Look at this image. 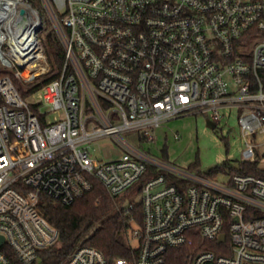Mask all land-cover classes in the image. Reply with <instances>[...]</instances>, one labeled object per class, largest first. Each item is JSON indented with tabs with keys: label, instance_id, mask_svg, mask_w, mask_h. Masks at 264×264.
Listing matches in <instances>:
<instances>
[{
	"label": "built area",
	"instance_id": "1",
	"mask_svg": "<svg viewBox=\"0 0 264 264\" xmlns=\"http://www.w3.org/2000/svg\"><path fill=\"white\" fill-rule=\"evenodd\" d=\"M40 1L64 61L29 92L51 71L43 16L30 0H0V264H41L59 241L43 196L70 204L98 182L115 198L148 172L140 198L118 205L131 254L109 260L80 245L57 264H264L263 176L227 170L219 181L131 138L151 142L188 115L217 127L237 109L241 162L255 160L247 136L264 132V0ZM103 137L118 157L92 156Z\"/></svg>",
	"mask_w": 264,
	"mask_h": 264
},
{
	"label": "trees",
	"instance_id": "2",
	"mask_svg": "<svg viewBox=\"0 0 264 264\" xmlns=\"http://www.w3.org/2000/svg\"><path fill=\"white\" fill-rule=\"evenodd\" d=\"M39 9L43 8L40 0H30ZM43 29V28H42ZM39 35L44 43L47 58L51 65V71L43 79L35 83L30 91H34L49 81L53 80L64 61L63 46L53 29L42 32ZM6 72L0 65V76ZM264 82V69L261 71ZM19 89L23 96L28 95L21 86ZM34 111H38V105L32 104ZM225 139V138H223ZM255 174L264 177V170L259 168L258 161L224 162L211 169L207 175L215 177L218 172ZM150 176L146 173L134 186L122 194L112 198L104 187L95 182L92 190L77 198L70 204H64L51 197L43 196L40 203L41 214L60 231L59 241L51 248L43 252L41 264H57L70 255L78 246L89 245L100 249L109 260L117 257H127L131 254V247L127 240V228L129 227V215L124 210L118 209V205L126 198L138 196L143 182ZM141 204L137 203L134 214L140 221L142 212Z\"/></svg>",
	"mask_w": 264,
	"mask_h": 264
},
{
	"label": "rangeland",
	"instance_id": "3",
	"mask_svg": "<svg viewBox=\"0 0 264 264\" xmlns=\"http://www.w3.org/2000/svg\"><path fill=\"white\" fill-rule=\"evenodd\" d=\"M44 27L42 32L52 29V22L44 8L40 9ZM239 111L232 109L230 115L222 120L217 127L212 128L207 123L204 114L188 115L170 120L154 131V140L139 142L138 134L133 132V143L142 146L153 156L165 159L181 168L207 174L211 169L224 162L236 163L243 159L246 148L238 122ZM225 138V139H223ZM247 139L257 144L255 159L259 168L264 170V132ZM92 156L99 161H108L118 157L121 153L118 146L109 137L99 138L91 145ZM226 176L218 172L216 180H223ZM140 196L137 197L139 199ZM136 199V200H137ZM136 246V242H133Z\"/></svg>",
	"mask_w": 264,
	"mask_h": 264
},
{
	"label": "water",
	"instance_id": "4",
	"mask_svg": "<svg viewBox=\"0 0 264 264\" xmlns=\"http://www.w3.org/2000/svg\"><path fill=\"white\" fill-rule=\"evenodd\" d=\"M207 123L212 127V128H215L216 127V124L214 122H212L211 120H207ZM222 238H223V235H222ZM1 243V242H0Z\"/></svg>",
	"mask_w": 264,
	"mask_h": 264
}]
</instances>
